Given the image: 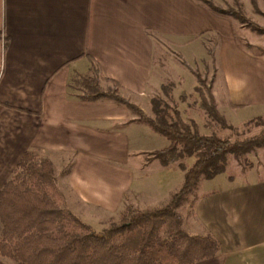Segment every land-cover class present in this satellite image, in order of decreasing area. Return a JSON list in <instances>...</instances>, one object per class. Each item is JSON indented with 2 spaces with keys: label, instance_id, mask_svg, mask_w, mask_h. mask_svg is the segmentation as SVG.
I'll return each instance as SVG.
<instances>
[{
  "label": "crops",
  "instance_id": "crops-1",
  "mask_svg": "<svg viewBox=\"0 0 264 264\" xmlns=\"http://www.w3.org/2000/svg\"><path fill=\"white\" fill-rule=\"evenodd\" d=\"M148 33L182 43L214 36L225 110L264 119V54L239 46L231 20L195 0H0V189L33 151L51 163L65 208L86 224L88 212L105 217L127 204L142 211L167 202L183 176L172 170L177 163L153 159L167 145L156 148L157 138L123 107L81 102L67 88L93 66L145 114L140 104L154 89ZM148 165L158 168L154 179ZM226 172L227 183L197 193L181 219L187 234L219 244L194 264H264V178Z\"/></svg>",
  "mask_w": 264,
  "mask_h": 264
},
{
  "label": "trees",
  "instance_id": "trees-1",
  "mask_svg": "<svg viewBox=\"0 0 264 264\" xmlns=\"http://www.w3.org/2000/svg\"><path fill=\"white\" fill-rule=\"evenodd\" d=\"M195 1L216 16L234 18L232 11L218 9L210 1ZM240 24L254 28L244 19ZM191 74L199 82L198 75ZM100 82L107 85L105 90L100 89ZM67 88L76 90L81 102H114L163 137L168 145L152 157L162 167L177 163L183 171L181 186L161 206L139 211L124 205L115 222L95 232L64 207L51 163L27 151L0 189V258L10 264H194L216 255L219 244L209 234L184 232L177 208L199 179L223 174L229 157L238 164L241 157L264 148V128L234 141L201 135L193 121L185 123L176 109L169 114L154 98L149 100L150 118L118 94L122 88L102 78L93 66L90 76H78V81L70 78ZM202 108L225 126L212 106L202 102ZM191 157L192 164L185 168L180 161ZM67 173L65 169L63 174Z\"/></svg>",
  "mask_w": 264,
  "mask_h": 264
},
{
  "label": "rangeland",
  "instance_id": "rangeland-1",
  "mask_svg": "<svg viewBox=\"0 0 264 264\" xmlns=\"http://www.w3.org/2000/svg\"><path fill=\"white\" fill-rule=\"evenodd\" d=\"M210 3L223 11H232L234 18L229 19L233 23L235 39L239 46L250 45L246 49L252 55L264 54V0H252V4L249 0H215L214 2L210 1ZM241 19L246 20L254 28L249 27V24L246 26L241 25ZM216 44L215 37L211 35L204 36L197 42L186 43L161 37L153 39V70L150 87L154 89L149 88L148 102L144 100L145 102L140 104L146 116L153 118L149 100L154 98L158 102L159 108L165 109L169 114L171 109H176L185 123L193 121L201 135H215L221 139L234 141L255 135L264 128V119H250L253 116L252 113L225 110L223 85L215 57ZM192 72L198 75L199 82L195 80L191 74ZM78 76L74 74L71 79L78 81ZM99 85L101 90H105L107 87L102 82ZM71 86L76 85L71 83ZM70 93L76 94L77 92L76 90H70ZM118 94L127 98V95L122 91H119ZM202 102L212 106L217 115L222 119L224 118L225 126L222 125L219 118V120L217 118L213 119L205 112L202 108ZM131 116L135 115L131 114ZM143 127L150 135L157 138L154 142L156 148L168 145L163 137L154 133L148 126L143 124ZM192 162V157L180 161L185 168H188ZM176 165L172 166L173 171L179 169ZM148 166L150 167L147 171L153 176V172L158 168L154 165ZM65 169L64 167L59 172L60 176H62ZM225 169H227L226 175L228 176L245 174L251 170L252 178H264V148L241 157L238 164L229 157ZM224 175L221 174L212 180L199 179L196 182L191 193L177 208V213L181 219L186 221L191 216L192 203L197 193L204 190H217L221 188L222 184L227 183L223 178ZM152 179H154V176ZM60 193L63 195L65 207V195L61 191ZM83 213L85 214V212ZM85 215L89 216L86 218L90 221L88 225L95 232H100L111 222L116 221L118 213L105 217L97 216L98 214L94 216L89 212Z\"/></svg>",
  "mask_w": 264,
  "mask_h": 264
}]
</instances>
